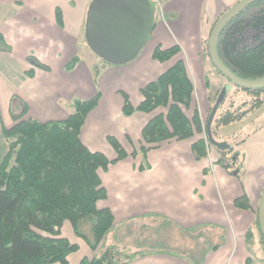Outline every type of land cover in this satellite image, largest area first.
<instances>
[{
    "label": "crops",
    "instance_id": "obj_1",
    "mask_svg": "<svg viewBox=\"0 0 264 264\" xmlns=\"http://www.w3.org/2000/svg\"><path fill=\"white\" fill-rule=\"evenodd\" d=\"M237 1L164 0L163 8L171 16L155 19L147 42L133 60L104 64L99 56L92 54L88 72L79 75L77 71L84 62L78 50L82 45L90 49L84 36L90 0H0V123L13 124L11 114L20 112L24 104L26 114L39 120L62 119L73 111L75 98H88L97 89L100 91L97 103L86 114L79 136L90 150L101 151L109 159L115 158L117 153L108 136H113L127 153L106 168L97 169L106 196L96 204L110 208L114 217L104 243L116 245L130 254L123 264H264L255 251L258 239L255 208L264 186L262 111L259 117L263 122L250 144L254 152L247 160L246 170L240 166L236 174L213 160L216 156L213 148L211 154L194 158L191 144L204 133L184 139L169 138L148 149L145 156L140 152L132 155L133 147H138L142 141L141 130L145 123L157 113H166L167 108L158 106L150 112L135 110L129 115L122 112L121 92L128 95L132 105H138L143 98L140 88L181 59L193 84L191 104L184 111L190 118L197 105L204 121L212 99V91L205 84V77L211 78L205 70L204 39L210 23ZM57 9L61 13V24L56 20ZM2 42L9 49L2 48ZM174 44H178L180 50L170 59L153 58L157 45L166 48ZM74 56H77L74 65L67 69L66 64ZM34 58L47 67L36 65ZM96 65L100 72L95 79ZM30 69L32 75L27 74ZM209 72L212 77L213 70ZM263 104L264 96L259 105L246 111L239 120ZM221 125L212 133L218 141L223 140ZM230 146L234 152L241 143ZM239 162L240 156L237 165ZM252 162L257 167L255 174L249 173ZM141 164L143 168L139 167ZM242 194L248 197L252 210L235 206L234 199ZM156 216L186 231L199 226L208 229L211 242L198 256L188 260L164 249H152L145 237L124 246L131 231L125 236L114 232L119 223L150 227L152 217ZM248 229L253 234L250 244L246 240ZM61 234L78 244V249L68 254L67 264H81L82 256L92 255L69 220L63 221ZM212 244L218 246L210 248Z\"/></svg>",
    "mask_w": 264,
    "mask_h": 264
},
{
    "label": "trees",
    "instance_id": "obj_2",
    "mask_svg": "<svg viewBox=\"0 0 264 264\" xmlns=\"http://www.w3.org/2000/svg\"><path fill=\"white\" fill-rule=\"evenodd\" d=\"M56 20L62 23L59 9L56 10ZM2 48L9 49L4 42ZM216 48L224 64L237 75L244 78L264 75V0L249 3L233 16L220 31ZM179 50L178 44L166 48L157 45L152 56L164 61ZM76 59L74 56L66 68H71ZM101 59L104 64H111ZM34 63L47 67L36 59ZM99 72L96 65L95 79ZM27 74L32 75L33 71L27 70ZM205 84L209 86L207 77ZM235 87L244 91L245 98L239 105L220 108L225 95L210 126L212 133L215 127L239 119L263 100L264 86ZM140 91L143 98L136 106L131 104L125 92H121L125 115L135 110L150 112L158 106L167 110L153 115L145 123L141 130L142 141L138 147H133L132 155L140 152L145 156L148 149L169 138L184 139L206 132L207 119L202 120L197 105L190 118L184 111L190 107L193 84L181 59L142 86ZM99 97L97 89L91 97L75 98L69 115L45 121L27 115L24 104L20 112L11 114L13 124L5 126L0 123L1 135L7 141L0 157V264H52L57 261L66 264V256L76 251L78 244L61 234L64 220H69L75 234L96 251L91 258L84 257L82 264H123L129 258L130 254L122 252L116 245L104 244L106 234L113 227L114 217L110 208L96 204L98 199L106 196L97 169L106 168L127 153L113 136H108L117 153L115 158L109 159L101 151L90 150L79 136L86 114ZM210 146L211 142L206 137L196 139L191 144L194 158L205 157ZM213 149L216 152L213 160L236 174L238 153L232 152V147L214 146ZM234 204L252 210L246 194L236 197ZM257 211L256 207L257 241L262 251L257 258L264 262V233L260 229ZM252 235L248 229V244L252 242ZM217 246L212 244L210 248Z\"/></svg>",
    "mask_w": 264,
    "mask_h": 264
},
{
    "label": "water",
    "instance_id": "obj_3",
    "mask_svg": "<svg viewBox=\"0 0 264 264\" xmlns=\"http://www.w3.org/2000/svg\"><path fill=\"white\" fill-rule=\"evenodd\" d=\"M255 0H238L214 22L208 36V52L213 65L229 82L225 83L212 104L207 121L206 134L218 148H228L225 141L214 139L211 123L217 108L230 86L258 88L264 86V75L244 78L233 72L218 55L216 41L226 23L243 7ZM156 0H90L85 16L84 36L89 48L111 64H124L133 60L147 42L154 27ZM258 221L264 233V186L258 201Z\"/></svg>",
    "mask_w": 264,
    "mask_h": 264
},
{
    "label": "rangeland",
    "instance_id": "obj_4",
    "mask_svg": "<svg viewBox=\"0 0 264 264\" xmlns=\"http://www.w3.org/2000/svg\"><path fill=\"white\" fill-rule=\"evenodd\" d=\"M160 1H161V5L159 6L158 4V8L156 9V14H155L156 20L164 19V18L167 19L171 16V14L163 8L164 0H160ZM214 21L210 23L208 34L206 35L204 39V43H203L204 55L207 58L205 70H206V74L211 78L209 79V86H206V87L210 89V92L212 91L211 93L212 99L210 100L209 108L206 110V116L208 115L210 107L214 99L216 98V95L219 92L221 86L228 82L225 77H223L219 72H217L212 62L210 61V58L207 52V39L209 36V32L214 24ZM82 46H85V48H82ZM82 46L78 50V53H80L81 57L83 58L82 60L84 62L83 63L84 65H80L77 71V74L79 75L83 74L84 71L86 72V70L88 72V69L90 68L88 62L91 60L93 55L98 56L95 53H92V51H90L88 47L86 48V45H82ZM84 52H87V54H83ZM210 69H212L214 72L212 77L209 74ZM243 92L244 91L242 89H239L235 86H230V89L228 93L226 94L225 102L221 105L220 108L222 107L224 108L227 105H230L231 107L233 105H239V103L241 102V99L245 98V95H243L244 94ZM261 111L264 115V104L260 106L259 108H254V110H251L243 119H240V120L235 119L226 124L221 125V130L223 131V134L221 136L223 137V140L221 141H228V143H230L231 145H234V143L236 144L241 143V146L237 148L238 151L237 150L235 151L238 153V157L240 156V162L238 165L239 167L242 166L244 170H246L247 160L250 157V154L254 152L253 149H251L250 144L252 140L254 139V137L256 136V134L258 133V129L261 127L260 124L263 122L261 121L262 118L259 117L262 114V113L260 114ZM188 112L189 114H191L192 111L188 110ZM2 117L5 119L6 115L3 114ZM6 146H7V141L5 140L4 137H2L1 131H0V157L5 151ZM256 168L257 167H254V163L252 162L249 173L255 174L257 171ZM151 221H152V224L150 225V227H147V228L144 225L136 226L133 223H128V224L119 223L115 226L114 232H116L118 236H125L126 234L129 235L128 230L131 231V234L128 236V239L126 240L127 242H124V246L128 243H132L131 241L134 239H137V238L143 239L145 237V239L147 238L148 240L147 242L150 244V247L152 249H164L165 252H169V253H173L177 255L178 254L183 255V257L187 258L188 260L195 258V256H198L200 252L205 247L208 246V243L211 242L210 241L211 240L210 237H212L210 235L211 232L208 229H200L201 226L194 228L192 230L186 231L182 227H179L173 223H170L169 221L159 216H156L155 218L152 217ZM136 229H139L142 231L141 232L137 231L136 233ZM199 234L200 236L197 237ZM255 246H256L255 247L256 253H258V255L261 254L262 251L260 249V245L258 241ZM121 251L126 253V251L124 250H121ZM92 252L93 253L90 257H87L84 255L82 256V259L84 257L91 258L95 254L96 251L92 250ZM67 256H66V260H67Z\"/></svg>",
    "mask_w": 264,
    "mask_h": 264
}]
</instances>
